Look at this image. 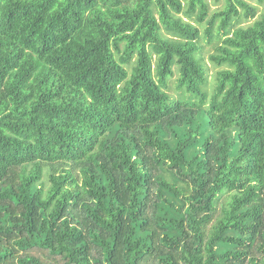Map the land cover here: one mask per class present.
Returning a JSON list of instances; mask_svg holds the SVG:
<instances>
[{"label":"trees","instance_id":"1","mask_svg":"<svg viewBox=\"0 0 264 264\" xmlns=\"http://www.w3.org/2000/svg\"><path fill=\"white\" fill-rule=\"evenodd\" d=\"M0 264H264V11L0 0Z\"/></svg>","mask_w":264,"mask_h":264},{"label":"rangeland","instance_id":"2","mask_svg":"<svg viewBox=\"0 0 264 264\" xmlns=\"http://www.w3.org/2000/svg\"><path fill=\"white\" fill-rule=\"evenodd\" d=\"M207 1L210 4V12L211 13L215 9L224 8L225 4H226V0H207ZM249 1L257 7L259 13L264 11V3L263 2H260L259 0H249ZM186 19H187V17H186ZM254 19L255 18H253V19L243 18V19H241L240 24L246 25V24L250 23L251 21H253ZM205 25H206V22H204L201 25L202 30L205 29V27H206ZM163 31L167 32L165 29H163ZM199 42H200L201 50L203 52L205 62L207 63V68H208V80H209L208 89L211 90V88L215 84V76H216L217 69L219 68L218 66L214 65L209 58L210 54L215 51V40L209 41L208 38L203 35ZM178 77H179V71L177 69H175L174 75H172L168 79L167 90H168V92H170L174 96L178 95V91L176 90V87H175Z\"/></svg>","mask_w":264,"mask_h":264}]
</instances>
